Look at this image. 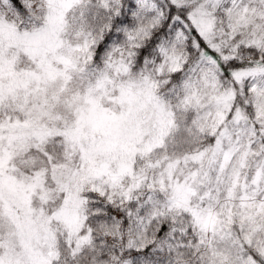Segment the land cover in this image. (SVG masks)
Here are the masks:
<instances>
[{
  "label": "snow or ice",
  "instance_id": "snow-or-ice-1",
  "mask_svg": "<svg viewBox=\"0 0 264 264\" xmlns=\"http://www.w3.org/2000/svg\"><path fill=\"white\" fill-rule=\"evenodd\" d=\"M0 264H264V0H0Z\"/></svg>",
  "mask_w": 264,
  "mask_h": 264
}]
</instances>
